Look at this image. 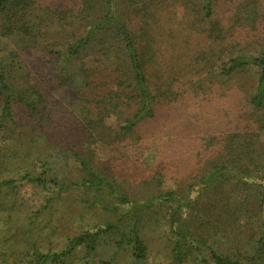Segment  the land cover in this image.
<instances>
[{"label": "trees", "instance_id": "trees-1", "mask_svg": "<svg viewBox=\"0 0 264 264\" xmlns=\"http://www.w3.org/2000/svg\"><path fill=\"white\" fill-rule=\"evenodd\" d=\"M64 2L0 0V264H264V0ZM237 92L245 128L163 143L134 186L100 158Z\"/></svg>", "mask_w": 264, "mask_h": 264}, {"label": "rangeland", "instance_id": "rangeland-1", "mask_svg": "<svg viewBox=\"0 0 264 264\" xmlns=\"http://www.w3.org/2000/svg\"><path fill=\"white\" fill-rule=\"evenodd\" d=\"M64 0H52V4L56 8H61L64 5ZM173 12V10H171ZM84 67L92 68L96 66V63L91 60L90 57L82 59ZM56 99L62 100L64 96L73 94L70 90L64 89L55 92ZM230 100L221 101V104L217 106L208 107L209 115L205 113L201 117L199 110L192 111L191 108H186V99H181L168 109H172V112L168 109L163 111L164 124L162 125V134H152L143 137L138 142L119 145L117 148H102L100 151V158L110 161H114L118 166V173L120 176L125 177L129 185L137 184L143 178L147 177L146 168L144 167L143 160L149 154L157 153L163 143H177L181 147H191L194 144L199 147L202 143V139L209 135L218 136L223 132L238 130L246 127L245 122L241 118L243 102L241 100V93H233ZM224 96V95H223ZM170 113L173 117L170 120L167 116ZM210 119V120H209ZM172 124H176L179 127V137L175 138L168 133ZM179 141H178V140ZM186 139V140H183ZM192 153V151H191ZM168 187L172 185L170 179H167L165 183ZM134 186V185H131ZM23 199L29 200L31 208H36L40 202V195H32L30 187H21L18 191ZM257 221L254 223L242 221V228L248 232L257 226ZM53 226H48L46 230L42 231V235L48 232H52ZM159 246V245H158ZM149 264H164V261L160 256H157L155 251H151Z\"/></svg>", "mask_w": 264, "mask_h": 264}]
</instances>
